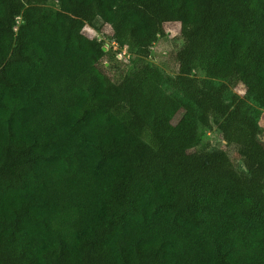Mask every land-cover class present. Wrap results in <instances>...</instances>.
I'll return each instance as SVG.
<instances>
[{
  "label": "trees",
  "instance_id": "16d2710c",
  "mask_svg": "<svg viewBox=\"0 0 264 264\" xmlns=\"http://www.w3.org/2000/svg\"><path fill=\"white\" fill-rule=\"evenodd\" d=\"M249 103L264 0H0V264H264Z\"/></svg>",
  "mask_w": 264,
  "mask_h": 264
},
{
  "label": "rangeland",
  "instance_id": "374dc122",
  "mask_svg": "<svg viewBox=\"0 0 264 264\" xmlns=\"http://www.w3.org/2000/svg\"><path fill=\"white\" fill-rule=\"evenodd\" d=\"M48 6L54 8V6L52 4H49ZM164 30H165V32H167L169 34L170 37H172L173 35H176L178 33L179 25L178 24H165ZM82 32H83V34H85L86 36H88L90 38H97V39L102 40L105 43L104 44L105 49L110 47V45H109L110 42L108 40V37L111 35V29L108 25L103 26L101 28V30L98 32L92 30L89 27H83ZM111 49L113 51H117V49L114 45H112ZM151 50L152 51H151L150 57L147 59V61L150 62L151 64H154L163 73L164 76H168L169 73L166 71L164 66L157 59H155V57L164 54L163 53L165 50L164 45H162V43L157 42L156 44H154L152 46ZM127 55H128L127 52H125L124 50H122V52H120V54H117L116 58L121 62V64H119L121 66L120 67L121 69H123V68L128 69V67H129V64L127 61L128 57H126ZM100 67L103 70V72L108 76H111V74L113 73L111 70H109L107 60H103L100 63ZM195 74L200 78L204 77V74L202 72H195ZM165 92L168 93V88L165 89ZM232 92L237 94L240 97H243V95H244V89L240 85H238L235 88H232ZM250 107H251L252 113H256V112L259 113L258 114V124H259L260 128L262 129V134L260 135V139L264 142V110L256 109L251 104H250ZM201 144H208V150L209 151H212L213 149H217L221 144L220 132L216 128L202 132Z\"/></svg>",
  "mask_w": 264,
  "mask_h": 264
},
{
  "label": "water",
  "instance_id": "95a60500",
  "mask_svg": "<svg viewBox=\"0 0 264 264\" xmlns=\"http://www.w3.org/2000/svg\"><path fill=\"white\" fill-rule=\"evenodd\" d=\"M102 50L105 51V48L103 47Z\"/></svg>",
  "mask_w": 264,
  "mask_h": 264
}]
</instances>
